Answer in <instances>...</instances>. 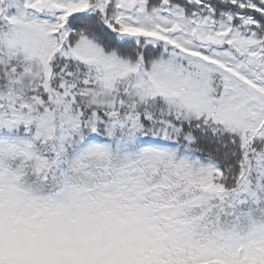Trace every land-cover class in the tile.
Instances as JSON below:
<instances>
[{"label": "snow or ice", "instance_id": "obj_1", "mask_svg": "<svg viewBox=\"0 0 264 264\" xmlns=\"http://www.w3.org/2000/svg\"><path fill=\"white\" fill-rule=\"evenodd\" d=\"M0 264H264V0H0Z\"/></svg>", "mask_w": 264, "mask_h": 264}]
</instances>
